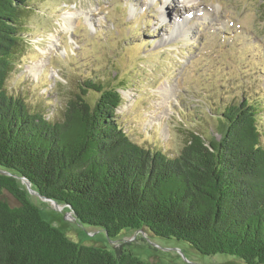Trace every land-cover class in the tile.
Segmentation results:
<instances>
[{
    "label": "trees",
    "instance_id": "trees-1",
    "mask_svg": "<svg viewBox=\"0 0 264 264\" xmlns=\"http://www.w3.org/2000/svg\"><path fill=\"white\" fill-rule=\"evenodd\" d=\"M29 1L0 0V264H148L71 241L42 218L21 178L110 239L147 229L206 256L264 264L259 106H228L218 119L221 139L192 133L176 156L133 142L115 121L121 93L90 78L62 121L48 119L6 85L26 46Z\"/></svg>",
    "mask_w": 264,
    "mask_h": 264
},
{
    "label": "rangeland",
    "instance_id": "rangeland-1",
    "mask_svg": "<svg viewBox=\"0 0 264 264\" xmlns=\"http://www.w3.org/2000/svg\"><path fill=\"white\" fill-rule=\"evenodd\" d=\"M172 5L169 0H30L26 46L6 85L25 95L30 109L56 121L64 119L68 102L88 78L117 89L123 105L115 121L133 142L170 156L181 152L192 133L221 139L222 111L249 99L260 109L264 148V0H174ZM166 86L168 103L161 96ZM98 98L88 95L91 103ZM19 185L45 221L82 246L115 256L124 252L148 264H245L227 254L203 255L147 229L128 228L109 239L65 205L41 197L27 181L19 179Z\"/></svg>",
    "mask_w": 264,
    "mask_h": 264
},
{
    "label": "bare ground",
    "instance_id": "bare-ground-1",
    "mask_svg": "<svg viewBox=\"0 0 264 264\" xmlns=\"http://www.w3.org/2000/svg\"><path fill=\"white\" fill-rule=\"evenodd\" d=\"M169 3H170V5H172V6H174V0H169ZM168 4V3H167ZM170 7V6H169ZM172 9H176V7L175 8H172ZM170 12H169V10H168V8L167 9H165V10H163V12H162V16H163V18H165V19H167L168 18V16H170V14H169ZM178 20H180V17H179V19ZM188 22V21H187ZM186 22V23H187ZM179 26V25H178ZM180 27V26H179ZM187 31V30H186ZM187 36V35H186ZM31 72H33L34 74H36L37 72L35 71V69H33V71H32V69L30 70ZM163 98H164V100L167 102L170 98H171V88L169 87V86H166L165 88H164V90H163V92H162V95H161ZM168 103V102H167Z\"/></svg>",
    "mask_w": 264,
    "mask_h": 264
},
{
    "label": "water",
    "instance_id": "water-1",
    "mask_svg": "<svg viewBox=\"0 0 264 264\" xmlns=\"http://www.w3.org/2000/svg\"><path fill=\"white\" fill-rule=\"evenodd\" d=\"M1 172V171H0ZM2 173H4V172H2ZM5 174H7V173H5ZM9 174V173H8ZM22 180H25V181H27L26 179H24V178H21ZM28 183H29V185L31 186V184H30V182L29 181H27ZM47 199V198H46ZM47 200H49V201H51L52 202V200H50V199H47ZM64 207H67V208H69L71 211H72V213L75 215V213H74V211L72 210V207L70 206V205H66L65 204V206ZM141 232V231H140ZM110 239V238H109Z\"/></svg>",
    "mask_w": 264,
    "mask_h": 264
}]
</instances>
